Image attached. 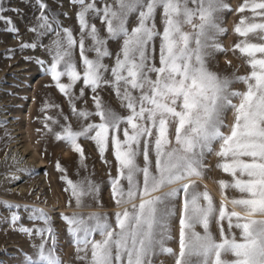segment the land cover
Wrapping results in <instances>:
<instances>
[{"label": "snow or ice", "instance_id": "1", "mask_svg": "<svg viewBox=\"0 0 264 264\" xmlns=\"http://www.w3.org/2000/svg\"><path fill=\"white\" fill-rule=\"evenodd\" d=\"M71 3L79 6V39L71 29L61 27L55 16L50 20L45 0H35L39 15L37 25L30 31L39 35L55 33L48 49L52 63L45 71L68 97L72 115L81 121L98 116L100 122L82 123L79 130H73L70 123L60 124L51 116L46 121L59 124L61 131L53 133L55 139L65 142L81 161L85 154L78 143L80 138L95 141L103 157L111 133L118 175L110 178L109 183L112 198L120 209L115 212V227L100 213L61 214L77 259L86 264H156L159 256L167 255L175 257V264H264V0H243L234 10L251 13L235 25L234 31L242 39L233 48L246 57L251 71L231 77L209 67L217 53L227 51L219 41L227 32L221 14L233 11L226 0H104L100 6L97 0ZM158 11L162 31L156 24ZM3 12L0 6V21L11 25L6 31L17 34L19 29ZM90 16L100 19L107 36H102L100 29L90 23ZM132 18L135 26H130ZM250 35L260 42H251ZM86 40L91 41L87 47ZM109 40L121 42L110 68L104 63L106 57L113 55ZM157 40L159 66L155 63ZM21 47L36 48L37 44L24 43ZM77 47L84 68L82 74L74 60ZM87 52H94L95 58H89ZM106 73H110V79L105 77ZM65 76L70 81L67 84L61 82ZM81 80L93 93L94 112L76 107L84 89L81 88L80 97L72 89ZM236 83L244 84L246 90H235ZM104 86L114 90L129 115L122 116L105 106L97 93ZM53 107L59 106L46 103L41 110ZM229 110L234 117L231 124L226 123ZM63 119L67 121L68 117ZM122 124L126 125L123 129ZM172 125L174 140L169 136ZM45 127L53 131L47 122ZM121 131L123 140L117 135ZM150 151L155 157L154 171ZM209 154L220 158L216 167L231 177L230 181H217L222 197L219 207L207 185L203 191L197 188V181H202L208 171L205 161ZM141 155L142 167L137 162ZM56 168L62 173L66 171L59 162ZM61 179L66 181L65 191L78 208L86 207L85 199H95L100 191L87 177L75 182L67 176ZM121 181H126V188ZM165 188L168 191H163ZM230 189L241 195L229 198L226 193ZM177 200L181 201L179 209ZM4 207H31L28 218L43 222V227H25L19 224L21 215L17 211L2 219L14 230L40 238L34 245L38 260L28 257L29 264H64L57 254V233L48 212L35 205L4 202ZM237 208L242 211H236ZM178 214L177 254L166 242L173 238L171 221ZM213 222L219 228V240L211 231ZM198 226L203 232L196 230ZM233 228L239 229V239ZM96 234L101 239H95Z\"/></svg>", "mask_w": 264, "mask_h": 264}, {"label": "rangeland", "instance_id": "2", "mask_svg": "<svg viewBox=\"0 0 264 264\" xmlns=\"http://www.w3.org/2000/svg\"><path fill=\"white\" fill-rule=\"evenodd\" d=\"M100 6L104 0H97ZM233 11L225 10L221 14L222 26L227 32L219 37L223 47L227 49L224 53H217L215 58L210 62L209 67L221 75L231 77L235 75H248L251 71L246 63V57L242 56L239 50L233 51L234 45L242 38L235 33V25L242 16H251L249 11L239 13L234 11L239 8L243 0H226ZM48 4L46 14L50 20L55 16L61 27L72 30L74 36L79 39L80 26L77 19L78 5H73L71 0H45ZM0 6H3L2 15L11 19L13 24L19 29L17 34L6 31L11 25L0 21V264H29L28 257L38 260L34 245L40 242L38 236H28L14 230L11 226L2 222L4 217H9L12 211H17L21 215L19 224L25 227L40 226L43 227L42 221L30 220L29 213L31 207L25 209L4 207V202L38 206L43 208L52 217V225L57 233V254L61 257L64 264H86V261L77 259L75 245L72 237L67 232V223L62 220L61 214L56 213L65 210L64 215H72L74 212H80L84 216L90 213H100L109 218V222L115 224V212L117 208L111 193L110 178L118 175V162L115 159L113 145L111 143V133L109 146L104 156L98 150L95 141L91 139L80 138L78 143L84 149L85 159L80 160L79 154L70 148L65 142L56 140L53 133L61 131L59 124H53L46 121V117L51 116L58 119L60 124L72 125L73 130H79L81 124L99 123L98 116H92L86 121L78 120L71 114V107L68 97L59 91L50 74L45 69L51 66L52 57L48 49L52 46L56 38L54 32L46 35H39L30 31V28L37 25L39 9L35 5V0H0ZM19 9V12L13 11ZM259 20V18H257ZM90 23H94L102 36H107L104 25L99 18L89 17ZM157 28L162 31L161 17L158 11L156 17ZM130 26H135L134 18L130 19ZM53 27L56 24L53 23ZM186 31H191L185 27ZM63 35V33H61ZM251 42H260L255 36L250 35L248 38ZM24 43H35L36 48H22ZM120 43L117 41H108L109 50L113 53L112 57H106L104 63L109 66L114 65L115 54L120 51ZM91 44L90 40L85 41L86 47ZM155 63L159 66V40L156 41ZM89 58L94 59V52L86 53ZM38 60L43 64L37 63ZM74 60L81 74L84 71L78 47L74 50ZM230 62V63H229ZM106 78H111L110 73L105 74ZM155 78V74H153ZM62 83H69L68 77L61 78ZM84 89L83 97H80V90ZM235 90L244 91L246 86L242 83L233 85ZM73 93L80 97L76 101L77 109H87L94 112L95 105L92 97L93 93L90 88L83 84V81L76 83L72 89ZM98 95L102 98L106 107L112 108L122 116L129 115V110L122 106L121 100L111 87L104 86L97 90ZM136 93H134L135 95ZM234 103L238 101L234 100ZM54 104L59 107L48 108L42 111L45 104ZM32 105V107H31ZM31 107V108H30ZM67 116L65 121L63 116ZM234 117L229 110L226 113V123L231 124ZM52 127L53 131L49 132L45 123ZM126 127L122 124L121 129ZM227 132V129H224ZM121 140L124 139L123 132L117 133ZM175 126L170 128L169 136L174 140ZM17 146V147H16ZM26 148V153L23 149ZM215 150H219V144L214 145ZM33 149H36V153ZM23 152V153H22ZM150 158L153 160L154 155L150 151ZM220 158L214 154L206 157L205 163L208 171L202 181H197V188L200 191L207 189L214 198V202L219 207L221 189L217 183L219 180H231L229 174L222 172L216 167ZM57 162L66 170L60 172L56 168ZM137 162L142 167L144 165L143 156L137 158ZM82 165H86L82 166ZM62 176L78 181L82 178H90L99 186V193L95 199L86 198V207L78 208L75 200L70 193L65 191L66 181L61 179ZM142 180V177H141ZM121 183L127 187L126 181ZM163 191H168L167 188ZM216 193L220 196L217 197ZM159 194V193H157ZM229 198H238L241 194L235 190H228ZM69 200H72L71 205ZM139 203V200L136 201ZM179 209L180 200L176 201ZM129 209L130 205H127ZM231 210V205H229ZM236 211H242L237 208ZM211 231L217 238L219 228L213 222ZM225 233L228 232L227 222H224ZM118 230V229H117ZM197 231L203 232L201 227ZM239 239V229H232ZM171 240L166 242L167 247H171L177 254L179 253V214L171 221ZM95 239H101L96 234ZM83 255V253H80ZM90 256V252H89ZM232 257H228L231 259ZM175 264V257L161 255L156 259V264Z\"/></svg>", "mask_w": 264, "mask_h": 264}, {"label": "bare ground", "instance_id": "3", "mask_svg": "<svg viewBox=\"0 0 264 264\" xmlns=\"http://www.w3.org/2000/svg\"><path fill=\"white\" fill-rule=\"evenodd\" d=\"M31 107H32V105H31ZM31 107H30V108H31ZM16 147H17V146H16ZM21 149H23V148H21ZM33 150H34V152L36 153V149H33ZM26 151H27V149L24 148V149H23V152L26 153ZM23 152H22V153H23ZM216 195H217V197H220L217 193H216ZM180 204H181V201H180ZM180 204H179V206H180ZM56 213L63 214V213H67V211H65V210H60V211H58V212H56Z\"/></svg>", "mask_w": 264, "mask_h": 264}]
</instances>
